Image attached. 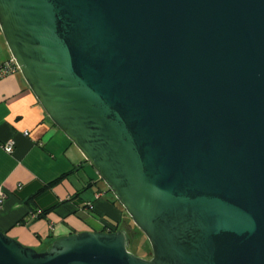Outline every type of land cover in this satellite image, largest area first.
<instances>
[{
    "label": "water",
    "instance_id": "95a60500",
    "mask_svg": "<svg viewBox=\"0 0 264 264\" xmlns=\"http://www.w3.org/2000/svg\"><path fill=\"white\" fill-rule=\"evenodd\" d=\"M0 28L152 248L0 230V264H264V0H0Z\"/></svg>",
    "mask_w": 264,
    "mask_h": 264
},
{
    "label": "crops",
    "instance_id": "0c3cea01",
    "mask_svg": "<svg viewBox=\"0 0 264 264\" xmlns=\"http://www.w3.org/2000/svg\"><path fill=\"white\" fill-rule=\"evenodd\" d=\"M12 58L0 28V65ZM10 140L15 141L12 154L3 148ZM0 185L6 192L0 230L38 251L61 237L111 232L122 222H133L96 169L47 115L20 70L0 76Z\"/></svg>",
    "mask_w": 264,
    "mask_h": 264
},
{
    "label": "rangeland",
    "instance_id": "374dc122",
    "mask_svg": "<svg viewBox=\"0 0 264 264\" xmlns=\"http://www.w3.org/2000/svg\"><path fill=\"white\" fill-rule=\"evenodd\" d=\"M129 228L131 229L132 237L129 239L128 248L139 257L151 258L152 248L146 235L134 224V222H132Z\"/></svg>",
    "mask_w": 264,
    "mask_h": 264
},
{
    "label": "built area",
    "instance_id": "2783aa9c",
    "mask_svg": "<svg viewBox=\"0 0 264 264\" xmlns=\"http://www.w3.org/2000/svg\"><path fill=\"white\" fill-rule=\"evenodd\" d=\"M16 70H19V67L15 59L12 58L4 62L2 65H0V76H6ZM24 134L27 135L28 131H25ZM3 148L7 153L12 154L15 150V141L14 140L8 141L7 143L3 145ZM18 187L21 188L22 184H19ZM5 197H6L5 188L3 185H0V205L3 203Z\"/></svg>",
    "mask_w": 264,
    "mask_h": 264
},
{
    "label": "trees",
    "instance_id": "16d2710c",
    "mask_svg": "<svg viewBox=\"0 0 264 264\" xmlns=\"http://www.w3.org/2000/svg\"><path fill=\"white\" fill-rule=\"evenodd\" d=\"M90 207H91V209H93L94 208V204H91ZM129 227H130V225H127V224H125V223L122 222V223H120V225L118 227L112 228L111 229L112 230L111 232H115V231H118V230H124L126 232V234H127L128 243H129V239H131V237H132L131 236V231H130L131 229ZM49 247H47L46 249H48ZM46 249H44V250H46ZM44 250H41V251H44ZM128 250L131 251L129 248H128Z\"/></svg>",
    "mask_w": 264,
    "mask_h": 264
}]
</instances>
